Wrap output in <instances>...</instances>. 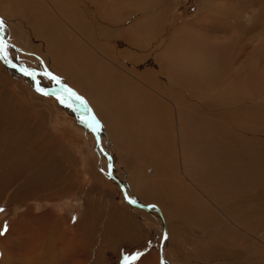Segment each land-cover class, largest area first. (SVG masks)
I'll return each mask as SVG.
<instances>
[{
    "label": "rangeland",
    "instance_id": "1",
    "mask_svg": "<svg viewBox=\"0 0 264 264\" xmlns=\"http://www.w3.org/2000/svg\"><path fill=\"white\" fill-rule=\"evenodd\" d=\"M23 1H0V17L6 21L0 30L6 44L0 50V187L10 183L0 190V264H124L125 257L138 253L142 255L132 264H264V181L232 199L219 192V186H228L204 180L196 165H183L189 152H183L175 107L172 112L146 77L150 58L141 61L131 49L143 38L129 37L128 25L115 23L116 12L107 14L101 4L87 11L77 2L76 11L92 22L89 49L44 0L46 12L51 9L67 32L107 66L106 83L96 87L77 73L64 39L54 43L50 38L56 35L47 36L39 27L41 18L25 6L31 0ZM207 1L212 3L159 4L168 7L165 22L172 26L199 18L221 30L200 39L203 56L222 55L225 62L221 81L207 90L208 96L259 107L256 117L263 122L264 0H246L240 20L230 19L245 30L260 26L234 40L202 11ZM121 4L117 12L126 9ZM169 35L166 40L171 37L175 45ZM161 39L164 47L167 41ZM182 54L177 44L172 54H161L168 73L193 60L187 56L181 62ZM111 76L125 83L122 91L129 96L128 88L138 99L135 104L115 103ZM150 95L165 104L163 119L159 106L148 99L144 104ZM147 105L149 113H144ZM84 115L92 118L93 127ZM143 134L149 136L147 144L140 139ZM110 165L117 179L109 175ZM212 187L210 195L206 189Z\"/></svg>",
    "mask_w": 264,
    "mask_h": 264
},
{
    "label": "bare ground",
    "instance_id": "2",
    "mask_svg": "<svg viewBox=\"0 0 264 264\" xmlns=\"http://www.w3.org/2000/svg\"><path fill=\"white\" fill-rule=\"evenodd\" d=\"M28 1L30 0H24L23 2ZM48 1L53 5L56 13L61 15V17L72 25L73 34L85 40V45H87L89 49L90 47L87 41L94 40V32L89 24L92 22H87L86 18L83 17L85 14L81 16L80 13L76 11L77 2L80 6H83L84 9L87 7V11H89V6L91 11L93 5L97 8L98 5L101 4V6L105 8L107 14L109 9L112 13L116 12V18L112 19L116 21L115 23H123L125 27L128 25L127 30L129 37L143 38L140 40V43H138L139 45L131 43V49L134 50L136 53L135 55L141 57V61L142 58H150L153 65H151L152 67L150 70L146 71L145 75L150 82L153 81L155 83V94L161 95L162 98L164 97L165 100L171 104L172 112V107H175L178 133L182 142L183 152H189V156L184 157L186 158V162L183 160V165H196V172H203L208 178H204V180H212L216 183L228 186V190L231 192L223 186H219V192L224 197L228 195L229 197L232 196V199H235V197H237L236 195L243 190L260 188L264 181V138L261 136V131L264 134V121L260 122L256 117V113L259 110L261 111V109L250 104H237V99L235 98H220L218 94L214 93L210 98L208 96L207 90H215V86L220 83L221 75L225 68V62L222 61V55L217 58L218 60L215 59V55H209L210 57L208 55V57L203 56L204 47L200 39L201 36L207 38L211 37L206 34L213 35L214 32L218 33V30H220L218 27L212 28L206 26L202 24L204 22L199 18H196L197 20L190 25H180L179 23L177 26H172L170 23L165 22L169 9L165 4L160 5L159 0ZM106 2L109 3L108 6H106L107 8L105 7ZM121 2H125L127 7L124 11L117 12V9L119 11L120 5H122ZM151 3H156V5ZM207 3L209 2L207 1ZM207 3L203 5L202 11L206 12L210 18L215 19L216 24L224 30V33L231 34L233 40L235 37H241L243 33L250 34L260 28L259 24L256 23V25H253L250 29L245 30L244 26L242 27L237 23L230 22V19L240 20V11H244L246 0H212V3ZM25 6L27 9L31 7L34 11L33 14L41 18V21H38L41 26H38L42 27L47 36L56 35L54 39L50 38V41L55 43L56 39H64L65 50L71 55L73 53L74 58H76L71 63L75 64V69L83 80H91L96 87L106 83L104 78L107 66L102 63V61L98 60L94 52H89L88 49L79 42L81 39H77V37L74 38L70 34L71 32H67L69 30L65 27V22H60L58 20L59 17L57 18L51 9L46 12L45 7L47 6H45L44 0H31L26 3ZM94 11L95 10H93V12ZM45 12L46 14L43 15ZM122 13H124L123 16ZM105 16L108 17L107 15ZM90 20L92 21V19ZM168 34L176 39V44L180 47L181 51H183L181 62H184L187 56L190 57V61L193 59L191 62H188L187 65L185 64V69L181 67L170 73L166 71L167 66L164 62V56H161V54L164 55V53L172 54L176 45H174V40L171 37L172 41H170L169 37V41L166 40L165 35L168 36ZM146 37H151L152 40H145ZM163 37L165 41H167L164 47L161 44V38ZM181 37L187 39L185 41L183 39L182 42ZM58 49L62 51V47ZM160 49L164 52L161 53ZM143 62H145V60H143ZM174 63L178 65L179 62L174 60ZM182 65H184V63H182ZM109 81L111 84V97L114 99L115 103L119 102L120 105H122V102L135 104V102L138 101L128 88L127 90L130 95H124L122 90L126 89V85L122 80L111 76ZM164 91H167V93ZM101 93L106 95L104 91H101ZM152 96H145L144 104H146V99H148L159 106L158 111L163 119L162 112L163 110L164 112L167 110L166 106L162 100L155 99ZM234 99L236 101H234ZM149 110L150 106L147 105L144 108V113H149ZM166 113L167 111L165 114ZM91 126L93 127L94 125L92 124ZM148 138L149 136L147 134H143V136L140 137L143 143L147 142ZM258 165L262 167L259 168ZM110 171H113L112 167H109V175H111ZM14 178L16 179L17 176L14 175ZM7 185H4V187L2 185L0 187L1 192L7 189ZM213 190L214 187L206 189L210 195ZM179 195L181 194L179 193ZM189 196L194 201L195 205L201 208L199 201L196 199V195L190 193Z\"/></svg>",
    "mask_w": 264,
    "mask_h": 264
},
{
    "label": "snow or ice",
    "instance_id": "3",
    "mask_svg": "<svg viewBox=\"0 0 264 264\" xmlns=\"http://www.w3.org/2000/svg\"><path fill=\"white\" fill-rule=\"evenodd\" d=\"M5 24H6V21L2 17H0V30L4 28ZM5 47H6V44L3 42L2 39H0V50H2ZM37 90H39V88ZM44 94L47 95V93H44ZM140 255H142V253H138L132 257H125L124 264H132V262L138 259Z\"/></svg>",
    "mask_w": 264,
    "mask_h": 264
},
{
    "label": "water",
    "instance_id": "4",
    "mask_svg": "<svg viewBox=\"0 0 264 264\" xmlns=\"http://www.w3.org/2000/svg\"><path fill=\"white\" fill-rule=\"evenodd\" d=\"M78 108L80 109V106H78ZM82 113V112H81ZM83 114V113H82ZM84 117L86 118V119H88L89 121H90V123L91 124H93L92 122H93V120H92V118H90V117H87L86 115H84ZM110 168L112 167V165H110L109 166ZM110 174H111V176L112 177H114L115 179H117L116 178V176L113 174V172L112 171H110ZM130 201H131V199L130 198H128ZM135 205H137V206H139V207H142V208H150L149 206H146V205H142V204H136V203H134ZM156 210H158L159 212H160V210L159 209H156ZM161 250H163V249H161Z\"/></svg>",
    "mask_w": 264,
    "mask_h": 264
}]
</instances>
